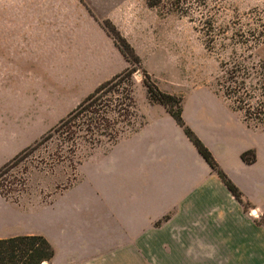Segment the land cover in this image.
Listing matches in <instances>:
<instances>
[{
  "label": "crops",
  "instance_id": "obj_1",
  "mask_svg": "<svg viewBox=\"0 0 264 264\" xmlns=\"http://www.w3.org/2000/svg\"><path fill=\"white\" fill-rule=\"evenodd\" d=\"M68 1L89 11L81 0ZM86 18L78 36L112 49L106 30ZM100 68L75 69L52 92L39 82L36 96L16 78L0 85V170L113 77L112 67ZM204 93L183 106V117L243 201L167 108L151 103L143 125L93 159L73 194L24 204L0 193V239L45 236L55 255L42 264H264V128H251L213 91ZM249 150L252 163L242 158Z\"/></svg>",
  "mask_w": 264,
  "mask_h": 264
},
{
  "label": "rangeland",
  "instance_id": "obj_2",
  "mask_svg": "<svg viewBox=\"0 0 264 264\" xmlns=\"http://www.w3.org/2000/svg\"><path fill=\"white\" fill-rule=\"evenodd\" d=\"M81 1L89 11L68 0H0V85L16 78L18 86L27 83L36 96L39 82L49 83L52 92V83L68 84L75 69L83 73L84 67L100 70L107 64L114 77L130 67L132 76L104 93L102 102L107 106L114 98L124 99L122 90L132 82L137 116L95 131L103 144L92 147L91 133L78 131L90 114L84 112L73 123L78 125L74 140L56 134L0 171V193L8 200L52 203L73 194L90 162L111 149L109 138L131 134L151 113L146 73L162 91L182 97L183 106L211 90L243 120L249 109L251 128L264 121V0ZM87 15L106 30L112 49L96 38L79 35L77 40L88 29ZM106 24L135 49L140 63H129ZM96 78H102L99 72ZM59 122L50 124L44 135ZM68 157L81 164L71 166Z\"/></svg>",
  "mask_w": 264,
  "mask_h": 264
},
{
  "label": "trees",
  "instance_id": "obj_3",
  "mask_svg": "<svg viewBox=\"0 0 264 264\" xmlns=\"http://www.w3.org/2000/svg\"><path fill=\"white\" fill-rule=\"evenodd\" d=\"M108 31L114 35V38L119 44V47L123 54L127 56L130 64L141 62L140 57L136 54L135 49L124 39L121 34L115 29V27H110L106 24L105 26ZM134 56L136 59H134ZM135 70L133 68L127 67L124 71L116 74L111 79L100 84L92 93H90L74 110H72L69 115L63 118L55 127L50 129V131L45 134L38 142L33 146L28 147L17 155L12 161L7 163L2 169L11 165L19 158H21L24 153L28 150H36L38 146L48 142L56 134L67 135L64 137L67 140H74L78 131L82 130L91 133L90 142L92 147L103 144V140L97 137L95 131L102 129H111L115 127L118 123L124 122L125 120L131 121L136 118V101L134 97L133 83L130 82L128 87L124 88L122 91L126 93L124 99L114 98L111 100L109 105H104L102 102L104 93L111 91L113 88L122 86L125 82V78L132 76ZM144 83L148 88V94L150 101L153 103H160L164 105L168 112L174 117L177 123L184 129L187 136L194 143L200 154L205 158V160L211 165V167L219 174L222 180L225 182L229 190L240 200H242V194L239 188L233 183V181L227 176L223 169L219 166L215 157L213 156L211 150L205 145V143L198 137V135L189 127L183 117V99L176 95L162 91L156 82L151 78V76L146 73ZM118 92H121L118 90ZM129 100L126 104L125 100ZM108 107L105 110L104 107ZM176 108V109H175ZM236 111L237 109L233 107ZM90 113L83 123L82 127L78 131L74 127L78 128V125L73 124L76 119H78L82 114ZM104 114V115H102ZM114 114V115H111ZM118 115V116H116ZM106 116V117H105ZM252 118L251 112L246 110L244 112V120L248 123V120ZM264 121L260 122V125ZM143 125V123L141 124ZM140 125V126H141ZM259 124L255 128H260ZM250 126V125H249ZM95 133V134H94ZM125 135V134H124ZM102 136V135H101ZM123 135L112 136L109 138L108 142L110 145L116 144ZM75 152V150H74ZM242 158L245 162L252 163L256 159L255 152L253 150L246 151L242 154ZM70 162L71 166L81 164V161H77L73 158L68 157L66 159ZM1 169V170H2ZM0 170V171H1ZM55 255V249L50 241L43 235L31 234V235H20L10 238L0 239V264H42L45 261H49Z\"/></svg>",
  "mask_w": 264,
  "mask_h": 264
}]
</instances>
